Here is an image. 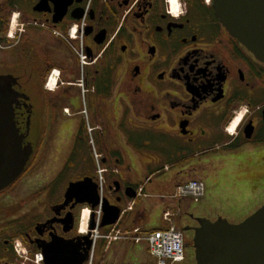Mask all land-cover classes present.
I'll list each match as a JSON object with an SVG mask.
<instances>
[{
	"label": "flooded vegetation",
	"instance_id": "obj_1",
	"mask_svg": "<svg viewBox=\"0 0 264 264\" xmlns=\"http://www.w3.org/2000/svg\"><path fill=\"white\" fill-rule=\"evenodd\" d=\"M52 66L60 72L50 91L45 82ZM2 75H12L13 88L22 95L15 123L31 154L23 173L0 191V264L17 259L16 240L34 252L52 236L79 235L82 204L65 201L64 194L70 181L81 178L64 187L56 183L61 176H74L81 164L84 176L95 180L96 168L86 134H78L80 148L68 154L54 139L57 127L65 128L56 115L65 108L79 132L93 126L102 163L113 144L109 128L123 107L143 114L144 140L173 162L163 168H174L173 181L225 171L234 175L227 186L245 190L250 176L264 191V61L229 33L213 0H0ZM79 90L88 96L90 118L80 115ZM97 98L102 112L94 110ZM239 153L244 167L213 165L237 160ZM45 164L50 167L42 171ZM109 175L107 169L105 194L111 203L123 204L128 187L136 185ZM21 183L30 191L19 200L13 194ZM12 201L22 207L38 203L42 211L25 227L13 221L18 209L4 218ZM179 219L180 229L190 227L183 236L193 238L195 217L186 213ZM186 262L185 256L179 264Z\"/></svg>",
	"mask_w": 264,
	"mask_h": 264
},
{
	"label": "water",
	"instance_id": "obj_2",
	"mask_svg": "<svg viewBox=\"0 0 264 264\" xmlns=\"http://www.w3.org/2000/svg\"><path fill=\"white\" fill-rule=\"evenodd\" d=\"M213 5L229 33L264 61V0H213ZM14 84L12 75L0 76V191L23 173L31 154V148L22 145L23 136L15 123V107L22 95L13 88ZM115 183L117 180L112 182ZM128 189L126 197L133 198L135 188ZM64 197L65 201L75 198L92 210L101 202L100 229L120 218L122 205L111 203L106 196L100 199L97 183L91 176L70 181ZM195 220L198 226L192 228V245L196 264H264V205L236 224L221 216L215 220L205 217ZM94 228L92 212L86 234L71 239L52 236L50 241L38 244L43 264H84L92 244L90 231ZM189 228L182 227L181 231Z\"/></svg>",
	"mask_w": 264,
	"mask_h": 264
},
{
	"label": "crops",
	"instance_id": "obj_3",
	"mask_svg": "<svg viewBox=\"0 0 264 264\" xmlns=\"http://www.w3.org/2000/svg\"><path fill=\"white\" fill-rule=\"evenodd\" d=\"M115 98H118V96H115ZM100 101L101 99L97 98L98 106H100ZM64 106L69 107L67 104ZM70 111L74 112L75 110L70 108ZM56 115L60 117V124L67 127L69 130V140L67 142L64 141L66 142L65 146L68 154L74 146L80 147L77 123L75 120H71L74 119L71 115H67V113L63 111H59ZM143 124L144 121L142 117L133 110H129L126 113L119 108L116 110L115 121L113 126H111L112 130L111 128L109 129L115 134V136L122 138V140H120L119 143H113L110 146L107 153V163H110V165L118 169V175H114L115 177L118 176L127 179L129 173L132 174L135 172L140 181H131L130 183L138 186L139 184L146 182L145 188H149L150 191L159 192L163 187L166 190L165 192H169L173 189L175 184L181 180H172L171 175L174 168L163 170L165 166H168L173 162L161 157L157 152V148L155 151H151L141 147L142 144L149 146L144 139L143 142H140V139L143 137ZM58 129L59 128L57 127L56 130ZM56 130L54 139L59 140L56 139ZM125 146L128 148V155L122 149ZM76 162L81 164L83 158L76 159ZM120 164H123L124 167H126L125 176L128 177L122 175V171H120L119 167ZM220 164H223L224 166L230 164L237 168L245 166L243 162L236 160L213 162V165ZM78 166H80L78 168L79 172L74 176H67L68 180L82 178L86 174L85 167L82 166V164ZM155 176H159V179L153 182L152 180ZM202 177L205 183V193L199 201H191L182 198L169 202L160 199L162 201L161 203H155L154 206H151L147 199H139L133 209L122 217V224L120 226L130 227L141 225L146 229L162 228L164 227L162 214L167 207H170L175 211L177 216V221H175L176 225H178V219L183 214L185 208L192 210L198 216L210 220H215L218 216H221L227 218L229 221L239 222L250 214L258 205L256 197L259 195V191L254 185H252V177H248V188L242 191H237L233 186H227L222 191H217L216 182L219 174H211ZM147 179L149 180L146 181ZM230 181H234V178L232 177ZM148 185L150 187H148ZM185 204H187V207L184 206ZM126 246H130L131 251H128V253L133 257L135 262L129 264H147L152 262V258L148 253L147 245L144 242L136 244L114 242L108 248H105L104 241L99 240L96 248V264H125L123 262L120 263L118 260Z\"/></svg>",
	"mask_w": 264,
	"mask_h": 264
},
{
	"label": "built area",
	"instance_id": "obj_4",
	"mask_svg": "<svg viewBox=\"0 0 264 264\" xmlns=\"http://www.w3.org/2000/svg\"><path fill=\"white\" fill-rule=\"evenodd\" d=\"M80 58L84 61L85 56L83 55L82 49L80 48ZM55 70L50 74L45 83V88L48 90H53L56 86L58 79V71L54 76ZM66 113H69L68 108L64 109ZM91 146L93 148L94 160L96 162V182L98 185V192L100 199L105 196L104 184H105V174L107 168L100 164V155L97 153L93 138L90 140ZM167 166H165V169ZM114 171H117L116 169ZM147 179L146 181H148ZM205 193V183L201 178H190L186 180L179 181L175 184L171 192L167 194H148L144 190V186L141 185L136 190V195L134 198H129L121 208L120 218L122 215L130 212L135 206L136 199L138 198H159L162 200H177L186 198L191 201H199ZM88 210V214L94 213L95 228L90 232V238L92 239L91 248L89 251V256L84 264H96L94 259V254H96V248L99 240L104 241L105 248H108L112 243L116 241L127 242V243H141L144 242L147 245L148 253L152 258V262L147 264H177L182 262L185 257L184 252V237L182 231L178 229L175 225V216L173 209L167 207L162 214V220L164 222V227L156 229H146L143 226H132L124 230H121L118 222L107 226L104 229L98 228L101 217L102 209L101 202L93 210L90 208H85ZM84 209H82L83 211ZM89 232L87 227V231ZM79 233L85 234L80 231ZM14 250L17 255V260L21 261L23 264H43V255L41 251L36 250L30 252L26 246L20 240H16L14 243ZM20 262V263H21ZM21 263V264H22Z\"/></svg>",
	"mask_w": 264,
	"mask_h": 264
},
{
	"label": "rangeland",
	"instance_id": "obj_5",
	"mask_svg": "<svg viewBox=\"0 0 264 264\" xmlns=\"http://www.w3.org/2000/svg\"><path fill=\"white\" fill-rule=\"evenodd\" d=\"M76 54H77V56L80 58V55H81V52H80V48H76ZM80 60H81V58H80ZM80 68V67H79ZM115 68H116V70L118 71H120V69H122V67L121 66H115ZM81 69V68H80ZM58 71V73L60 72V70H59V68L58 67H53V68H51V71H50V73L48 74V76H47V78L50 76V74L53 72V71ZM46 81H47V79H46ZM46 83V82H45ZM54 90V89H53ZM53 90H50V91H53ZM80 91L81 90H79V94H80ZM121 92H124V87L121 89ZM80 96V115H82V117H84V119L86 118H90V109L92 110V108H90V107H88V104H87V95H86V97L85 98H83L82 97V94H80L79 95ZM115 96H118V94L117 95H115ZM86 100V102H84ZM87 105V106H86ZM122 108V110L124 111V113H126L127 112V109L125 108H123V107H121ZM94 110L95 111H97V112H102L101 111V109L99 108V106H97L96 105V108H94ZM138 115H140L141 117H142V119H143V114L140 112V111H137L136 112ZM71 120H74V119H71ZM73 126H74V123H73ZM115 126V125H114ZM59 129L58 130H56V139H59V141L61 140L64 144L69 140V137H70V134H69V130H68V128L67 127H65L64 128V130L62 129V126L60 125L59 127H58ZM142 128H143V126H142ZM111 130H112V127H111ZM85 132H86V138H88V144H89V148H90V151H92L93 150V148H92V146H91V143H90V140H91V137L94 139V142H96L95 141V138H94V129H93V126L92 125H85ZM98 131H96V133H97ZM98 134V133H97ZM58 135V136H57ZM110 135L112 136L111 138H112V143H114V144H117V143H119V141L120 140H122V138H120V137H118V136H115V134L114 133H112L111 131H110ZM144 135V130L142 131V136ZM143 139H144V136L142 137V139H140L141 141L140 142H143ZM114 140H115V142H114ZM64 141H66V142H64ZM145 141V140H144ZM96 146V145H95ZM141 147L142 148H145V149H148V150H151V151H155L156 150V147H155V145H153V144H149V146H146V145H144V144H142L141 145ZM80 147L78 146V149H79ZM96 148V151H97V153L100 155V156H102V149H100V148H98V147H95ZM123 149V151H125V153L128 155V148H126V146L124 147V148H122ZM240 153L238 154V158H237V160L236 161H240V162H243L242 160L243 159H240ZM242 156V155H241ZM93 162H94V165L93 166H95V168H96V162H95V160H93ZM108 162V161H107ZM102 163L101 161H100V164H102L104 167H106L107 169H108V171H109V173H110V175L109 176H111V177H114L113 175H112V171L111 170H117V171H114V172H118V169L116 168V167H114V166H112V165H110V163ZM243 163H245V162H243ZM46 167H50L48 164H45L44 166H43V168H42V171H46V169H48V168H46ZM119 167H120V171H122V175H126V167H124V165L123 164H120L119 165ZM227 167V166H226ZM79 172V171H78ZM78 172H76V173H78ZM75 173V174H76ZM129 175V177L128 176H125V177H128L126 180H128L129 182H131V181H140V179L139 178H137V174L135 173V172H133L132 174L131 173H129L128 174ZM232 177H234V175L232 174V173H228V172H225V171H223V173H221V174H219V177H218V179H217V182H216V190L217 191H222L225 187H227V183L229 182V180L232 178ZM192 178H201V179H203V177L202 176H195V177H192ZM159 179V176H155V177H153V182H155V181H157ZM190 179V178H189ZM49 180H52V181H54L55 179H53L52 177H50V179H48V181ZM68 181V179L65 177V176H61V178H59V180L57 181V185H61L60 187H64V185L66 184V182ZM141 181H143V180H141ZM253 181H254V183H255V179H253ZM60 182V183H59ZM145 183L146 182H144V183H142V184H139L138 186H136V188H135V190H137V188L139 187V186H141V185H143L144 186V190H145V192L146 193H148V194H167V193H169V192H171V191H169V192H165L166 190L162 187L160 190H159V192H155V191H150V189L149 188H145ZM53 184H55L54 182H52L51 184H50V186H54ZM148 187H150L149 185H148ZM30 191V189H28V187H27V185L26 184H24V183H21L18 187H17V189H16V191H15V193L13 194V196H16V197H18L17 199H21V197H23V196H25L28 192ZM164 192V193H163ZM136 195V194H135ZM105 196L106 197H108L107 196V194H105ZM135 197V196H134ZM133 197V198H134ZM129 198H127L126 197V201L128 200ZM139 199H147L149 202H150V204H151V206H154V204L155 203H161L162 201V199L160 200L159 198H138V199H136V202H138V200ZM201 199V198H200ZM28 200V199H27ZM26 200V201H27ZM165 201H169V202H171L170 200H166L165 199ZM174 201V200H173ZM256 201H257V203H258V205L256 206V208H254V210L250 213V214H248L246 217H248L249 215H251L253 212H255L258 208H260L262 205H264V191L263 192H260L259 191V195L256 197ZM23 203H26L25 201H22ZM10 205H11V207L12 208H10L11 210H8V209H6L5 210V212H4V218H8L9 217V215L10 214H12L14 211L16 212V210L18 209V213H17V218H14V220L13 221H21V224L23 225V226H25V227H27L28 226V224H29V222L33 219V221H35L36 219H38V216L37 215H39V213L42 211V206L41 205H39L38 203H37V205H34L33 204V202H28L25 206H23L22 207V205L23 204H21V205H17V204H15V202L14 201H12V203H10ZM135 205H136V203H135ZM184 206H186L187 207V204H185ZM85 208H88L86 205H82V207H81V211H80V216H79V220H78V231H79V228H80V220H81V212H82V209H85ZM9 212H8V211ZM174 213H175V211H173ZM189 214V215H191V216H193V217H196V218H201V216H198L195 212H193L192 210H188V209H184V212H183V215H185V214ZM123 216H125V215H122L121 217H123ZM245 217V218H246ZM10 218V217H9ZM244 218V219H245ZM225 219H227V218H225ZM244 219H242L241 221H243ZM228 220V219H227ZM229 221V220H228ZM241 221H239V222H241ZM175 222V221H174ZM230 223H233V224H236V223H239V222H232V221H229ZM8 224H10V222H8ZM175 225H176V222H175ZM134 226H141V225H134ZM119 227H120V229L121 230H124V229H126V228H128V227H123V226H120L119 225ZM130 227H132V226H130ZM176 227L178 228V229H180V227H179V225H176ZM181 230V229H180ZM191 241H192V235H188V234H185V236H184V244H185V247H184V252H185V256H186V258H187V262H186V264H193V262H194V255H193V253H194V249H193V247L191 246ZM116 242H121V241H116ZM130 244H132V243H130ZM128 251H131V248H130V246H126V248L122 251V254H121V256H120V258H119V262L120 263H125V264H129V263H135L134 262V260H133V257L128 253ZM96 253V252H95ZM94 259H95V263H96V254H94ZM21 261H18L17 259H16V257L14 258V259H12V261H11V264H21L20 263ZM23 264V263H22ZM179 264V263H178Z\"/></svg>",
	"mask_w": 264,
	"mask_h": 264
},
{
	"label": "bare ground",
	"instance_id": "obj_6",
	"mask_svg": "<svg viewBox=\"0 0 264 264\" xmlns=\"http://www.w3.org/2000/svg\"><path fill=\"white\" fill-rule=\"evenodd\" d=\"M54 76L56 75V72L53 73ZM90 215L88 214V210L84 209L81 212V222H80V231L85 233L87 231V224H88V219H89Z\"/></svg>",
	"mask_w": 264,
	"mask_h": 264
},
{
	"label": "trees",
	"instance_id": "obj_7",
	"mask_svg": "<svg viewBox=\"0 0 264 264\" xmlns=\"http://www.w3.org/2000/svg\"><path fill=\"white\" fill-rule=\"evenodd\" d=\"M53 67H55V66H52L51 68H53ZM86 134V132H85V128H83V131H82V133L81 132H79V135H81V134ZM119 225H121L122 224V218L120 219V221H119V223H118ZM33 250H35V249H33Z\"/></svg>",
	"mask_w": 264,
	"mask_h": 264
}]
</instances>
